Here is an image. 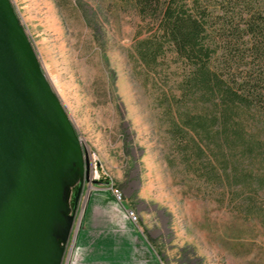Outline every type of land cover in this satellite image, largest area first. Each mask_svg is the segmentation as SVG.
Returning a JSON list of instances; mask_svg holds the SVG:
<instances>
[{"label":"rangeland","instance_id":"374dc122","mask_svg":"<svg viewBox=\"0 0 264 264\" xmlns=\"http://www.w3.org/2000/svg\"><path fill=\"white\" fill-rule=\"evenodd\" d=\"M10 1L89 161L76 218L90 192H110L98 205L121 207L159 264H264V226L220 202L217 176L194 174L188 157L177 154L156 79L134 54L136 38L152 26L135 0ZM218 1L209 0L232 5ZM239 1L264 13V0ZM75 240H68L62 264L71 263Z\"/></svg>","mask_w":264,"mask_h":264},{"label":"trees","instance_id":"16d2710c","mask_svg":"<svg viewBox=\"0 0 264 264\" xmlns=\"http://www.w3.org/2000/svg\"><path fill=\"white\" fill-rule=\"evenodd\" d=\"M135 3L152 26L134 54L156 79L177 154L194 174L217 176L220 202L264 226V13L239 0L227 9L209 0Z\"/></svg>","mask_w":264,"mask_h":264},{"label":"water","instance_id":"95a60500","mask_svg":"<svg viewBox=\"0 0 264 264\" xmlns=\"http://www.w3.org/2000/svg\"><path fill=\"white\" fill-rule=\"evenodd\" d=\"M86 153L10 0H0V264H62ZM74 229V232H73Z\"/></svg>","mask_w":264,"mask_h":264},{"label":"crops","instance_id":"0c3cea01","mask_svg":"<svg viewBox=\"0 0 264 264\" xmlns=\"http://www.w3.org/2000/svg\"><path fill=\"white\" fill-rule=\"evenodd\" d=\"M96 193L87 195L88 204L80 214L70 264H159L153 244L143 230L123 219L121 207L98 205L96 199L109 197L110 192Z\"/></svg>","mask_w":264,"mask_h":264},{"label":"flooded vegetation","instance_id":"af4514ba","mask_svg":"<svg viewBox=\"0 0 264 264\" xmlns=\"http://www.w3.org/2000/svg\"><path fill=\"white\" fill-rule=\"evenodd\" d=\"M89 177H90L89 161L86 155L84 158V174H83L82 179L78 180L75 184L71 185L70 188L68 189V199H69L71 206H73L75 203L76 195L78 193L79 188L81 189V192H82L85 185L87 184V181L89 180Z\"/></svg>","mask_w":264,"mask_h":264},{"label":"built area","instance_id":"2783aa9c","mask_svg":"<svg viewBox=\"0 0 264 264\" xmlns=\"http://www.w3.org/2000/svg\"><path fill=\"white\" fill-rule=\"evenodd\" d=\"M92 176H95L96 177V175H94V174ZM113 193H114L115 196H117L119 199H121V193H120V191L117 188H113ZM126 210H127L128 216L131 219H133V220H136L137 219V217L132 214V210L130 208H127Z\"/></svg>","mask_w":264,"mask_h":264}]
</instances>
